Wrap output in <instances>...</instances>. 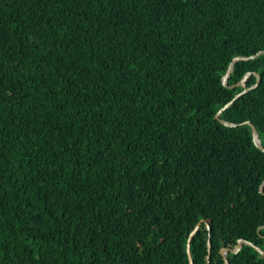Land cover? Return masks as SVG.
Listing matches in <instances>:
<instances>
[{
	"label": "trees",
	"instance_id": "16d2710c",
	"mask_svg": "<svg viewBox=\"0 0 264 264\" xmlns=\"http://www.w3.org/2000/svg\"><path fill=\"white\" fill-rule=\"evenodd\" d=\"M188 243L264 264V0H0V264Z\"/></svg>",
	"mask_w": 264,
	"mask_h": 264
},
{
	"label": "water",
	"instance_id": "95a60500",
	"mask_svg": "<svg viewBox=\"0 0 264 264\" xmlns=\"http://www.w3.org/2000/svg\"><path fill=\"white\" fill-rule=\"evenodd\" d=\"M253 57H256V56H253ZM248 59H249V58L238 57V58L235 59V61L248 60ZM233 63H234V62H233ZM233 63H231V65H230V67H229V69H228L227 74H226V75L224 76V78H223V84H224L225 86L228 85V77H229L230 73L232 72ZM246 80H247V77H245V78L243 79V81L239 83V85H245ZM259 83H260V78H258V80H257V84H256L255 86H253V88H254V87H257ZM248 90H250V89H246V90L243 91L242 93L238 94V95H237V96H236L231 102H229L227 105H225V106H224V107L218 112V114L216 115V119L220 120L221 123L224 124V125H227V126H236V124H230V123H228V122H225L224 120H221V119H220V115H221L222 111H224L225 109H227V108H228V107H229V106H230V105H231V104H232L237 98H239L244 92H246V91H248ZM245 123H246V124H250V125L253 127L254 140H255L256 144H258V143H259V136H258V133H257L256 128H255L250 122H245ZM245 123H244V124H245ZM202 222H203V221H200V222L198 223V225L195 227V229H194L193 232L191 233V237H192V236H193V235L199 230V228H200ZM243 242H244V241L240 240L237 249H236V250H233V253H238V252L240 251ZM250 245H252V246H253L258 252H260V253L264 256V251L261 250L258 246L253 245V244H251V243H250ZM227 251H228V249H224V250H223V252H224L223 254H225V252H227ZM187 252H188V255H189L190 264H193V260H192L191 253H190V243H188V249H187ZM208 252H209V255H208V261H210V258H211V242H210V240H209V242H208ZM226 264H229L228 260H226Z\"/></svg>",
	"mask_w": 264,
	"mask_h": 264
}]
</instances>
